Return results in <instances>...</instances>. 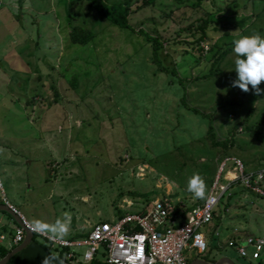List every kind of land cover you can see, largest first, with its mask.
<instances>
[{"label":"rangeland","instance_id":"374dc122","mask_svg":"<svg viewBox=\"0 0 264 264\" xmlns=\"http://www.w3.org/2000/svg\"><path fill=\"white\" fill-rule=\"evenodd\" d=\"M106 1L129 5L132 28L85 0H26L19 14V1H0V157L10 158L9 177L0 160L4 194L33 225L69 215L66 238L79 237L78 223L86 231L149 209L156 198L170 197L180 211L202 203L186 190L187 178L201 175L206 198L228 156L248 172L264 171V93L233 86V53L209 75L239 35L264 36V0ZM70 25L96 35L74 44ZM142 32L162 43L157 56ZM210 125L228 148L213 146ZM229 193L205 227L222 233L208 259L259 264L223 240L236 228L264 235V197L239 183ZM10 219L3 212L5 226Z\"/></svg>","mask_w":264,"mask_h":264},{"label":"built area","instance_id":"2783aa9c","mask_svg":"<svg viewBox=\"0 0 264 264\" xmlns=\"http://www.w3.org/2000/svg\"><path fill=\"white\" fill-rule=\"evenodd\" d=\"M224 173L234 176L223 177ZM237 180L248 191L264 197L261 186L264 171L248 172L241 158L228 156L221 161L218 175L205 200L184 212L175 211L176 204L170 197L156 198L145 211L138 210L111 221L96 222L82 231L84 236L62 239L50 238L46 233L38 234L34 225L19 214L23 225L12 218L9 225L14 233L10 238L0 230V245L6 242L13 248L22 243L28 229L45 240L64 264H92L97 259L105 264H190L209 250L205 227L212 223L216 207L229 193L230 183ZM0 189L3 201L18 213L5 197L1 179ZM83 228L86 229V226ZM232 233L231 237L223 240V244L235 247L240 257L256 260L264 256V235L244 234L237 228ZM216 236L219 237L220 232ZM189 252L197 257L189 260Z\"/></svg>","mask_w":264,"mask_h":264},{"label":"clouds","instance_id":"9594fccd","mask_svg":"<svg viewBox=\"0 0 264 264\" xmlns=\"http://www.w3.org/2000/svg\"><path fill=\"white\" fill-rule=\"evenodd\" d=\"M234 59L233 67L236 79L233 86H238L243 91L252 87L255 94L264 93V89L258 87L264 81V36L259 33L241 34L232 41L231 49ZM205 183L199 173H192L187 178L186 190L195 198L205 199ZM71 217L67 214L63 219L57 218L52 223L41 220L34 221V230L46 233L50 238L62 239L69 230ZM87 255V253H85ZM57 258L53 255L43 257L41 264H52Z\"/></svg>","mask_w":264,"mask_h":264},{"label":"trees","instance_id":"16d2710c","mask_svg":"<svg viewBox=\"0 0 264 264\" xmlns=\"http://www.w3.org/2000/svg\"><path fill=\"white\" fill-rule=\"evenodd\" d=\"M85 1H88L100 15L105 16L106 18H108L114 25H118L119 27H123V28H132L131 25H130V22H129L130 8H129L128 4H126V3H108L106 0H85ZM178 1H182V0H178ZM201 2H202V0H198L197 4L200 5ZM244 22H245V19L243 18V19H241V20H239V21H237L235 23H236V25H242L243 26ZM142 33H144V32H142ZM144 34H146L147 39L153 44L154 55L157 56L159 47L161 46L162 43L155 36H152V35H150L148 33H144ZM69 35H70V40H71L72 43L77 44V45H86L87 43H89L90 41H92L94 39L96 34L92 30H87V29H85V28H83V27H81L79 25H70L69 26ZM206 37H207V32H205V30H203L202 31V36L200 37V40H202V39L206 40ZM231 49H232V46L227 48L225 51H223L214 60L209 75H215L214 68L216 66H220L222 64V62L225 60V58L227 57V55L232 53ZM74 80H75V82H73V84L76 85V76L74 77ZM180 80H182V79H180ZM184 99H185V96L182 98V101H184ZM192 111H195L196 113H199V114L201 113L197 109H194V110L192 109ZM201 115L204 116L206 114H202L201 113ZM208 132H209V135L211 137V141L213 143V146H222L224 148H228V139L224 140V141H219L217 139V136H216V134L214 132V129H213V127L211 125L209 127ZM234 139H235V137L233 135L231 140H230L229 145L232 146L234 144V142H235ZM222 158H224V157H222ZM238 183L240 185H242L240 180L231 182L230 185H229V191L233 187H235V185H237ZM261 186H262V188H264V183L261 184ZM232 195H233V193H229V196L227 197V200H226V203H225L226 207L230 206L229 199H230V197ZM191 208L192 207L187 208V209L183 210L182 212H184V211H186L188 209H191ZM174 209H175L176 212H180L179 208H177L176 205H175ZM145 210H146V208H144L142 211H145ZM123 216L124 215L119 214L118 218H121ZM214 216H215V212H214ZM217 232H219L217 227L214 228L213 230L209 231V232L207 231L209 250L207 251V253L205 255H203L204 258H202V259L207 260L209 262L217 261V259H213V260L208 259L209 258L208 254L212 250L213 243H215L214 241L217 240V239H221L222 238V234L221 233H220L219 237L216 236ZM75 235L79 236V237L84 236V234L82 232H78ZM46 248L48 250H51L50 246H48V245H46ZM12 249H14V247L13 248H7L3 244L0 245V260L8 252H10ZM16 257H17V255L13 256L11 258V260L8 262V264H12ZM257 260H259L260 264H263L264 258L262 256L261 258H259ZM92 264H105V263L102 262L101 260L97 259L94 262H92Z\"/></svg>","mask_w":264,"mask_h":264},{"label":"crops","instance_id":"0c3cea01","mask_svg":"<svg viewBox=\"0 0 264 264\" xmlns=\"http://www.w3.org/2000/svg\"><path fill=\"white\" fill-rule=\"evenodd\" d=\"M17 1H19V8L17 9L16 13L19 14V12L22 10V4L24 2L26 4V0H17ZM25 4H24V6H25ZM1 159L2 158L0 157V160ZM2 160L4 161V163H2L3 164L2 165L3 171H4L5 175H7L9 177L10 174H9V171H8V165L7 164H8V161H10V158L9 157H4ZM14 163H16V161H14ZM11 178H12V176H11ZM3 202L4 201L0 198V205L3 204ZM10 204L13 205L18 210V214L23 215L24 218L29 222V220L26 218V216L24 215V213L20 209H18L13 203H10ZM3 212H5V211H0V224H1L0 230L5 232L11 238L13 233H14V230H13L12 226L9 225V223H10V221H11V219L13 217L10 215L11 219L8 221L7 225L5 226L3 221H2ZM15 222L17 224H19L16 220H15ZM30 224L33 225L32 223H30ZM82 227L83 226L78 223L75 226L76 229L72 230V231L73 232H79V231L81 232V231L84 230ZM7 230H8V232H7ZM69 232H71V231L68 230V233ZM242 233H244V234H252V232L251 233L242 232ZM232 234L233 233H230V235H228V237H231ZM255 236H259V235H255ZM25 238H26V236H25ZM20 244L14 246V248L19 246ZM3 245H5L7 248H10L9 244L6 243V242L3 243ZM46 245H48V244L45 241H43L41 238H39V236L34 235L33 239L22 250H20L16 254L17 257L15 258V260L13 261L12 264H41L43 257L48 256L50 254L57 258L55 261L52 262V264H64L63 261L61 260V258L54 251L48 250L46 248ZM263 258H264V256H263Z\"/></svg>","mask_w":264,"mask_h":264},{"label":"water","instance_id":"95a60500","mask_svg":"<svg viewBox=\"0 0 264 264\" xmlns=\"http://www.w3.org/2000/svg\"><path fill=\"white\" fill-rule=\"evenodd\" d=\"M0 211H5L9 213L20 225H23V222L21 220V216L12 210V208L7 204L3 203L0 205ZM34 237V234L28 231L26 229V238L19 246L12 249L10 252H8L1 260L0 264H8V262L11 260L13 256H15L20 250H22ZM190 264H236L231 258L224 256L218 259L215 262H209L207 260H204L202 258H197L190 262Z\"/></svg>","mask_w":264,"mask_h":264},{"label":"bare ground","instance_id":"6f19581e","mask_svg":"<svg viewBox=\"0 0 264 264\" xmlns=\"http://www.w3.org/2000/svg\"><path fill=\"white\" fill-rule=\"evenodd\" d=\"M234 176V175H233Z\"/></svg>","mask_w":264,"mask_h":264}]
</instances>
